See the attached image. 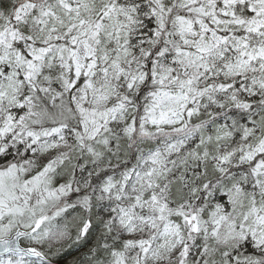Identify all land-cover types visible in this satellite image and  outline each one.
Returning a JSON list of instances; mask_svg holds the SVG:
<instances>
[{
  "label": "snow or ice",
  "instance_id": "obj_1",
  "mask_svg": "<svg viewBox=\"0 0 264 264\" xmlns=\"http://www.w3.org/2000/svg\"><path fill=\"white\" fill-rule=\"evenodd\" d=\"M0 264H264V0H0Z\"/></svg>",
  "mask_w": 264,
  "mask_h": 264
}]
</instances>
